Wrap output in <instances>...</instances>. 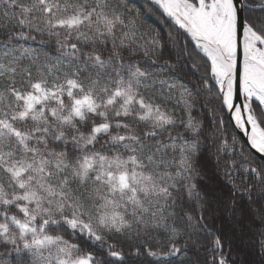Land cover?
<instances>
[{"label":"snow or ice","instance_id":"6c2138e0","mask_svg":"<svg viewBox=\"0 0 264 264\" xmlns=\"http://www.w3.org/2000/svg\"><path fill=\"white\" fill-rule=\"evenodd\" d=\"M0 264H264V0H0Z\"/></svg>","mask_w":264,"mask_h":264},{"label":"trees","instance_id":"16d2710c","mask_svg":"<svg viewBox=\"0 0 264 264\" xmlns=\"http://www.w3.org/2000/svg\"><path fill=\"white\" fill-rule=\"evenodd\" d=\"M127 2H128L130 7L139 8L142 4L145 3V0H127ZM33 46H35V45H33ZM197 111L199 112V116L201 119H205V118L211 119L210 112H209L208 116L205 117L204 110L200 109L199 105L197 106ZM225 119L227 120V114H225ZM229 131H231V129H229ZM202 163L205 166L207 173H208V177L206 179V183H207L208 187L217 188L219 186V184H218V179L215 176H213V171H214V169H213V164H214L213 157L210 154L206 155L204 160L202 161ZM223 226H224L225 233L229 237L233 238V243H234V245L237 246V250L240 252V255L246 256L249 259H254L255 258L254 249L249 245L246 238H245V242L241 243L240 235H239V228L242 226L246 229L248 227V221H244L243 225H237L236 229L234 230L232 224L227 219H225Z\"/></svg>","mask_w":264,"mask_h":264}]
</instances>
